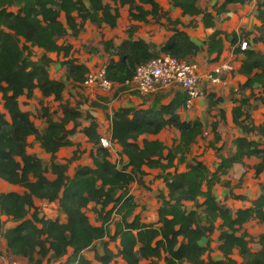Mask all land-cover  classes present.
<instances>
[{
    "label": "trees",
    "instance_id": "1",
    "mask_svg": "<svg viewBox=\"0 0 264 264\" xmlns=\"http://www.w3.org/2000/svg\"><path fill=\"white\" fill-rule=\"evenodd\" d=\"M110 1L113 4L106 0H0V180L23 189L22 193L0 192V244L4 239L7 250L29 264H43L50 259L62 261L60 264H93L84 252L97 243L104 251L95 253V260L101 264H112L118 258L124 264H264V235L259 240L261 249L255 252L246 229L251 221L264 224V185H260V195L251 201L244 195L232 194L236 200L250 202V206L236 211L215 195L222 178L248 159L258 160L253 166L257 178L264 173V124L256 125L250 111L255 91L264 92V52L252 48L251 43L263 41L264 0L257 3L259 36L251 39V32L238 35L215 31L204 43L210 57L217 55L215 59L224 51L226 40L237 47L234 52L244 56L239 73L247 78L238 93L250 91L232 111L233 122L241 132L233 141L236 150L229 157L218 154L220 163L215 171L197 158L188 161L192 147L204 134V124L200 119L182 120L179 111L188 100L184 92H177L168 103H164L168 94L160 93L153 95L146 108L122 107L114 112L111 140L126 158L120 163L113 162L111 151L100 145L102 136L96 118L84 112L83 104L64 102L66 82L51 78L49 69L54 60L50 54L63 56L66 80L83 88L90 69L71 58L72 46L66 41L78 38L88 23L116 29L121 8L128 7L131 22L160 23L166 19L172 33L157 46L135 40L138 26L131 25L121 44L102 41L108 56L104 62L106 79L119 85L121 91L128 89L126 83L133 80L138 67L161 55L191 63L202 51L200 44L178 28L181 20H172L163 12L159 0ZM199 1L169 3L183 16H202L205 27L214 28L219 16L253 0H225L214 5L213 12L200 9ZM242 41L248 44L246 50L240 48ZM37 91L43 99L60 103L62 110L57 119L44 108L43 131L31 113L22 109L20 101L23 97L34 99ZM221 117L225 119L224 112ZM84 122L88 125L84 126ZM169 128L180 134L171 148L159 139H148ZM211 128L214 142L210 146L218 151L216 145L222 140L219 123H213ZM78 129L93 146L92 165H78L70 175L71 165L79 160L80 146L71 140ZM30 137H35L50 155L52 178L47 176L43 160L29 152ZM75 146L70 159L65 163L57 161L62 148ZM180 165H185L182 172L178 170ZM146 169L159 170L166 186V192L157 196V219L152 222L137 214L139 205L130 193L133 184L145 185ZM38 201L58 205L65 220L41 216ZM188 203L193 206L189 208ZM91 205L99 225L92 224L86 213ZM3 218L14 226L5 227ZM112 224L113 234L109 231ZM217 230L221 258L206 259ZM111 243L117 244L116 252L110 249ZM235 252L241 261L234 258Z\"/></svg>",
    "mask_w": 264,
    "mask_h": 264
},
{
    "label": "rangeland",
    "instance_id": "2",
    "mask_svg": "<svg viewBox=\"0 0 264 264\" xmlns=\"http://www.w3.org/2000/svg\"><path fill=\"white\" fill-rule=\"evenodd\" d=\"M107 2H110L113 4L110 0H106ZM161 4L163 6L168 4L167 0H161ZM150 25V24H149ZM155 25L158 26H166V24H158ZM94 26V25H93ZM90 27L91 31L93 33H96L98 35H102V37H106L111 32L105 31L104 26L101 28H98L96 26ZM131 26L130 20L128 19L127 15L125 13L121 14V17L119 19V25L117 28V32L115 33V37L118 39H121L123 35L128 34V30ZM146 31L148 29H151L152 27L145 25ZM139 28V27H138ZM97 36V35H96ZM99 38V37H98ZM72 46V52H71V58L76 59L78 63H88L91 61V57L98 59L99 56H101V53L103 52V45L102 41H90L86 44H71ZM85 46V48H84ZM88 46V48L86 47ZM87 48V49H86ZM39 53L38 51H36ZM54 58L57 60L55 62L59 63L63 67V62L65 59L62 57H57V55L54 54ZM102 63H104L103 58L101 59ZM210 63V61H208ZM101 63V64H102ZM96 64L95 67L98 68L101 66ZM94 69V68H93ZM95 70V69H94ZM56 73L63 71L64 74H66L65 68L55 70ZM94 90V95L96 97V101L92 100L90 98V95H87L86 92H88L86 89L80 87V86H73L70 82L66 83V89L64 92V101L70 102L72 105H84L89 100H92L96 105L102 106L106 105L109 102L104 101L108 97H104L102 93H99V87L92 88ZM162 89V90H161ZM165 88H160L158 91V94L161 92L165 93L164 91H167L168 89L164 90ZM92 90V91H93ZM102 90V89H101ZM130 91V89H128ZM105 91V90H104ZM111 92V96H113V99L118 98L120 100L122 96L124 95L123 92L120 89L109 90ZM168 92V91H167ZM171 93L176 92H183V89L181 86H176L175 88H172L169 90ZM261 97V96H259ZM259 97L252 99L251 101V115L253 117L254 122L257 125L264 124V95L259 99ZM145 99V97H144ZM150 99V97H149ZM206 103H208V98H205ZM22 108L24 110H28L32 115V120L35 122L36 126L42 130L43 127L46 125V119L44 117V108H47L49 110V113L55 117V118H61L62 110L60 107V104L58 102H55L52 99H41L40 96H37L34 99L27 101H21ZM188 110H186L187 112ZM85 112V111H84ZM212 110L207 111L206 118H204V124H205V131L202 137L199 139V141L193 146L191 153L188 156V160L191 161L195 158L201 159L203 162L207 164V166L211 170H215L217 165L220 163V160L218 158V154H221L225 157H228L232 155L235 151V148L232 144V141L237 138L239 135H241L240 130L236 128L233 125H230L228 123H224L220 128V134L222 137V141L216 145V148L218 151L211 147L210 144L214 142V136L211 133V122H212ZM83 123V122H82ZM179 132L176 131L174 128H170L167 130H164L162 133H160L157 136L149 137L148 139H159L163 141L168 147L172 146L174 143L178 141ZM80 139V138H79ZM89 143V142H88ZM86 143V145H83V150L79 148V160L75 161L71 165V172L74 174L75 168L79 164L83 165H91L92 160L89 152V144ZM88 144V145H87ZM93 147V146H92ZM117 146L115 145L112 150V157L111 160L116 163H120L122 160L121 152L116 151ZM29 152H33V154H37L38 157H40L43 160V163L46 168H48L47 176L49 178H52V173L49 170V166L51 164V157L49 154L45 153L42 148H40L38 141L32 140L30 141V148ZM65 160H68V158H65ZM255 158H251L246 160V162L243 165H236L234 168L230 171L229 175L222 178V182L216 186L215 188V195L218 198L219 201L230 207L233 211H236L239 208H243L249 205L246 202L236 200L232 198V194L235 195H246L249 199L254 198L258 196V194L261 192L260 186H259V180L262 178L264 179V175L261 177V179H257L256 176H254V170L253 166L255 163ZM179 172H182L185 170L184 166H180L178 168ZM244 174V177L242 175ZM161 172L158 171H151L148 176L145 177V185H139L137 183L133 184L130 189L131 195L135 197L136 202L139 205V208L137 210V214L141 216V218L146 222H152L156 221L157 219V209L159 207V200H158V194L162 192H166V186L162 179H160ZM0 192L6 193V192H19L22 193L23 189L19 186H13L10 185L2 180H0ZM37 207L39 208L41 212V216H45L46 218H52L56 219L57 217H61L59 207L56 204H46V202H36ZM187 206L190 208L193 206L192 203H188ZM86 213L94 225H99L97 215L94 211V206L91 205L87 210ZM62 219V217H61ZM5 221V227H13L14 224L12 222L7 221V218H3ZM63 220V219H62ZM246 229L248 230L250 236H251V248L253 251L257 252L261 249L260 245V236L264 235V224H259L256 221H251L246 225ZM109 231L111 234L114 233V225L109 226ZM219 230H217L214 235L212 236V242H211V250L206 254L205 258L211 257L213 259H220L221 254L218 251V245H219ZM116 243L110 244V249L116 252L117 249ZM98 251L99 253H104L102 245L100 243H97L96 246L92 250H87L84 252V255L93 262V264H101L97 260H95V253ZM234 258L238 261H241V257L238 255L237 252L234 254ZM62 261H55L54 259H50L48 261H45L43 264H60ZM0 264H29L28 260L21 257H16L12 255L7 250L6 241L4 239H1L0 244ZM112 264H124L119 258L115 259ZM163 264V263H161ZM187 264V263H185Z\"/></svg>",
    "mask_w": 264,
    "mask_h": 264
},
{
    "label": "crops",
    "instance_id": "3",
    "mask_svg": "<svg viewBox=\"0 0 264 264\" xmlns=\"http://www.w3.org/2000/svg\"><path fill=\"white\" fill-rule=\"evenodd\" d=\"M167 1H168V4L163 6L161 4V0H159V3L163 8V12L165 14H167V16L170 17L172 20L180 19L182 22V25H179L178 28L181 30H184L190 36V38L193 41H195L196 43H198L202 46V51L198 54V56H196L192 60V63H195L198 66L200 73L206 74L209 71H211L216 65H218L219 63H221L223 61H227V60H231L233 62L234 68H235L234 71L228 72V73L226 72L224 74L223 79L225 80V82H223V83L211 84L210 82L205 80L200 87L201 90L205 93V96L195 99L193 102V105L191 107H187V105H186L185 108H183L179 111V114H180L182 120L183 121H193L196 119H200L204 124V118H206L207 111L212 110L213 115H212L211 125L213 123L218 122L219 123V131H220L221 126L224 123H228L230 125L235 126V124L233 122V114H232L233 108L239 104V101L241 99H244L245 97H248L250 95V91H246L245 93H240V92L238 93V91L236 92V90H238V87L245 84V82L247 80V78L245 76H243L239 73V69L242 65L244 56L242 54H236L234 51L237 47L232 46L230 41L226 40L224 51L222 52V54L217 59H215L217 57V55L210 57L208 55V52H207V46L204 43L207 42L209 37L215 31H222V32H225L228 34L237 33L238 35H242L244 32H246V33L251 32L253 34L251 39L254 38V36H259V33L256 31V28L260 26V22L256 18L258 0H253L252 2H250L247 5L237 6V7L233 8L230 12L219 16L217 18V21H216L214 28H206L204 23H203V20H202L203 17L202 16H198V17L183 16L182 11L180 9L172 8V6L169 3V0H167ZM224 1L225 0H200L198 2V7L202 10H208V11L213 12V6L216 4L221 5ZM146 8L150 9L149 7H146ZM123 13H125L129 19L128 7H124V8L120 9V15ZM130 23H131V25H137L139 27L137 32L135 33V37H134L135 40H144L147 43H152V44H155L157 46H160L164 42H166L168 40V38L172 35V33L169 31L170 29L167 26L161 27V26L155 25L156 23H154V21H151V20L147 24L139 23V22H131V21H130ZM158 24L159 25L160 24H166L167 25V21H166V19H162V21ZM118 25H119V23H118ZM145 25H148L152 28L148 29L146 31V28L144 27ZM92 26H93L92 24L88 23L85 27L84 32H82L78 38L70 37V38H68L66 43L67 44L68 43L86 44V43H89L90 41L113 40L116 45H119L122 43L123 40H125L128 37V34H126V35H123V37L121 39H118L117 37H115L116 36L115 33L117 32L118 27L116 29L112 30L106 25H103L104 30L109 31L111 33L109 35H107L106 37H102L101 34L98 35V34L93 33L91 31L90 27H92ZM251 43H252V48L264 52V35H263V41L262 42H259V43L251 42ZM50 57L54 60V63L52 64V66L49 69V73H50L51 78H53L55 80H62V81H65L66 83H68V81L66 80V74H64L63 71H60L58 73H56V71H55V70L62 69L65 67L64 66L62 67V65L59 63L55 64V62L57 60L54 58V54H50ZM62 57L63 56H60V58H62ZM102 58H103L104 62L108 61V56L104 53V51L101 53V56H99L98 59L91 57V61L88 63H85V65L90 70L97 69L95 67V65L96 64L100 65L102 63L101 62ZM208 61H210V63ZM65 71H66V68H65ZM119 88H120V86H115L114 90L119 89ZM172 88H175V87L165 88L164 90L168 89L167 90L168 92L167 91H164L165 93L161 92L163 94H168V97L164 100V103L170 102L175 97V94L177 92L176 93L169 92V90ZM92 90L93 89H89V90H87L88 92H86V93H87V95H90L89 97L92 98V100L96 101V97L94 95V90L93 91ZM99 90H100L99 93H102V95L104 97H108L104 101H108L109 103L106 104L105 106L104 105L98 106L94 102H92V100H89L88 102H86L82 106V109L86 112H89L90 114H92L96 118V120L99 124V133L101 134L102 137H107L110 140L112 139V129H111L112 128V122H111V120H112L113 114L116 110H118L122 107H143V108H146L150 105V103H151L150 100L153 97V95L158 94V92L160 91V90L156 91L155 93H153L151 95L141 96L136 92H133L131 90L129 91L128 89H126L123 92L124 95L122 96V98L120 100H118V98L113 99L114 97L111 96V94H110L111 92L104 91L101 89H99ZM259 91L260 90L255 91V93H257V96L254 98L257 99V97L264 95V92L261 93ZM183 92L186 93L184 89H183ZM36 95L40 96L41 99H43L40 92L37 91L35 93V97H36ZM211 96H213L212 102L210 101ZM144 97H145V99H144ZM149 97H150V99H149ZM206 97L208 98V103H206V100H205ZM254 98H251V101ZM20 101H27L28 102L29 99L23 97V98H21ZM251 101H250V104H251ZM186 110H188V111L186 112ZM24 111H28V110H24ZM221 112H224V114H225L224 120H222ZM87 125H88V123L84 122V126H87ZM71 127H72V125L70 126V128ZM45 128H46V125L43 127L42 130H40L39 128L38 129L40 131H43ZM210 129L212 130L211 126H210ZM79 130L80 129H78V131L71 137V140L74 143H76L77 145L79 144L80 149L83 150L82 146L86 145V143H88V140L86 137H84V135ZM204 131H205V124H204ZM211 133H212V131H211ZM149 137H152V136H149ZM179 137H180V134L178 136V140H179ZM32 140H35V137H30L29 142ZM151 140H153V139H151ZM233 141H232V144H233ZM38 144L40 146L39 142H38ZM88 144L87 145L90 148L88 153H90V151L92 150V144H90V143H88ZM116 146H117L116 151L121 152L120 146L118 144H116ZM172 146H170L169 148H171ZM40 148H41V146H40ZM76 148H77L76 146L75 147L62 148L57 154V161L59 163H65V161H66L65 158L70 159L73 155V152L76 150ZM234 148H235V146H234ZM235 150H236V148H235ZM31 153L33 154V152H31ZM112 155H113V153L111 151V157H112ZM122 159H124V161H126V158L122 157ZM199 160H201V159H199ZM255 160L256 161H255L254 165L258 163V160L257 159H255ZM79 165H81V164H79ZM238 165H240V164H238ZM180 166H184V168H185V165H180ZM215 170H212V171H215ZM70 171H71V169H70ZM146 171L148 172V175L150 174L151 171L160 172L159 170H149V169H146ZM69 174L73 175L71 172H69ZM254 174H255V172H254ZM263 175H264V173L262 175H260L259 178L261 179V177ZM254 176H256V175H254ZM259 178H257V179H259ZM259 183H260L259 186L261 184L264 185V179L262 178L261 180H259ZM260 193L258 194V196L260 195ZM244 196H246V195H244ZM258 196L254 197V198H250V199L247 196L246 197L248 198L249 201H251V200L256 199ZM249 201H246L247 204L249 203L248 206H250ZM248 206H246V207H248ZM243 208H245V207H243Z\"/></svg>",
    "mask_w": 264,
    "mask_h": 264
},
{
    "label": "built area",
    "instance_id": "4",
    "mask_svg": "<svg viewBox=\"0 0 264 264\" xmlns=\"http://www.w3.org/2000/svg\"><path fill=\"white\" fill-rule=\"evenodd\" d=\"M240 48L246 50L248 48L247 42L242 41ZM234 70L233 62L227 60L216 65L208 73L202 74L195 63L180 61L170 55H161L148 64L138 67L135 77L132 81L127 82L126 86L141 96L151 95L160 88L181 86L188 95L186 105L191 107L195 99L205 96L200 88L205 80L211 84L223 83L225 82L224 74ZM82 86L87 90L99 87L109 91L119 85L106 79V65L102 63L97 69L90 70ZM100 145L112 151L116 144L107 137H102ZM61 217L65 220L64 216Z\"/></svg>",
    "mask_w": 264,
    "mask_h": 264
}]
</instances>
